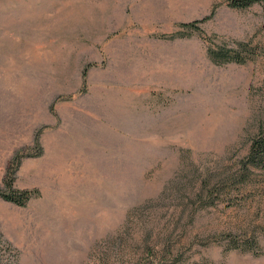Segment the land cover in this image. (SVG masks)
Segmentation results:
<instances>
[{"label":"rangeland","instance_id":"rangeland-1","mask_svg":"<svg viewBox=\"0 0 264 264\" xmlns=\"http://www.w3.org/2000/svg\"><path fill=\"white\" fill-rule=\"evenodd\" d=\"M229 2L0 0V187L23 156L39 191L0 197V264H264V171L197 197L264 131V4ZM207 16L257 53L172 37Z\"/></svg>","mask_w":264,"mask_h":264},{"label":"trees","instance_id":"trees-1","mask_svg":"<svg viewBox=\"0 0 264 264\" xmlns=\"http://www.w3.org/2000/svg\"><path fill=\"white\" fill-rule=\"evenodd\" d=\"M255 3L264 4V0H230L229 5L234 8H248ZM213 14L214 11H212ZM210 17L207 16L202 19L181 23L180 29L172 37H189L194 33H198L202 39L209 42L208 53L216 64L228 62L246 63L257 53V46H252L250 41H239L237 42V47L234 48H229L225 43H214L213 38L201 26ZM22 158L23 156L16 157L14 164L9 168L5 188L0 187V197L18 206H26L33 197L39 194L37 189H20L15 187V173L22 162ZM255 169L264 171V131H260L253 136L249 152L241 160L239 169L219 177L214 187H211L210 183L203 186L197 194L198 199H204V195L214 196V194H222L225 190L224 186L230 182L235 185L239 184V189L244 191L251 184L250 176L254 173Z\"/></svg>","mask_w":264,"mask_h":264}]
</instances>
